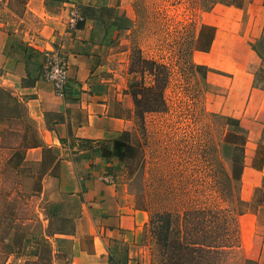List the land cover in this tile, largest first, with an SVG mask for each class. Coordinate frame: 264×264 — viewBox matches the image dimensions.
<instances>
[{
    "label": "rangeland",
    "instance_id": "rangeland-1",
    "mask_svg": "<svg viewBox=\"0 0 264 264\" xmlns=\"http://www.w3.org/2000/svg\"><path fill=\"white\" fill-rule=\"evenodd\" d=\"M249 1L114 0L102 6L104 0H95L87 5L106 34L99 68L94 67L97 73L90 78L106 79V87L122 98L116 111L128 120L118 137L128 146L125 155L102 158L99 165L104 168L94 177L96 188L122 189L128 208L144 211V220L139 229L126 228L129 233L120 236L99 234L95 225H107L102 220L107 214L83 196L90 177L81 179L78 193L61 191L55 161L60 150H44L40 162L27 158V148L39 138L38 123L24 102L14 111L0 97V264H264V177L254 186L259 174H242L251 151L256 148L258 164L264 156L259 138L264 121L256 106L242 120L235 116L240 110L231 105L236 98L227 93V79L208 73L211 68L202 64L204 56L196 51L209 48L218 18H240L245 25L252 17L254 34L263 33L264 3ZM25 2L0 0V59L5 40L13 47L16 40L37 39L35 47L45 53L41 75L46 79L48 61L66 58L62 40H47L64 30L56 26L64 15H25ZM230 4L232 12L226 7ZM78 8L75 11L84 16L82 6ZM261 38L251 43L264 56ZM4 69L0 67L2 87ZM263 79L264 72L256 75L258 88ZM151 85L163 102L159 110L140 116L129 87ZM5 89L15 98L19 95L13 88ZM240 144H245L247 156L236 148ZM107 147L102 143L98 150L96 143H88L87 148L98 156ZM108 173L112 183L103 178ZM242 187L244 195L250 193L248 200L241 198ZM164 211L174 217V238L219 248L185 251L179 257L171 246L161 247L146 224L152 213ZM123 225L136 224L128 220ZM90 250L99 256H89ZM101 252L106 253L102 261Z\"/></svg>",
    "mask_w": 264,
    "mask_h": 264
},
{
    "label": "crops",
    "instance_id": "crops-1",
    "mask_svg": "<svg viewBox=\"0 0 264 264\" xmlns=\"http://www.w3.org/2000/svg\"><path fill=\"white\" fill-rule=\"evenodd\" d=\"M104 1L102 6H110L114 0ZM253 1L257 2V0ZM90 2L94 4L95 0H26L24 4L23 13L25 15L30 12L42 19L44 13L57 17L64 15V21L56 24L57 27L63 25L64 30L60 28L59 34L49 35L47 39L48 42L62 40L64 47L68 80L62 94L57 93L53 84L41 75L45 54L41 48L35 47L34 42L36 43L37 39L33 43L16 40L13 47H8L5 40L1 47L4 54L3 59H0V67L5 68L2 75L6 78L3 86L13 88L19 94L17 96L13 93L19 101L24 102L27 113L38 123L39 138L27 148V158L40 162L44 150H60L55 160L59 168V189L72 194L78 193L81 190V179L89 176L90 179L86 182L87 190L83 192V196L93 200V205L97 203L99 206L100 204V207L105 208L103 212L107 214L102 218L104 224L107 225H95L96 230L101 235L116 236L118 234L120 236V233H129L126 228L139 229L141 227L139 223L144 220L145 212L128 208L127 195L118 187L113 190L111 186L108 189L96 188L97 178L94 177L98 176L99 170H103L104 165L101 166L99 163L101 161L103 163L104 160H102L100 151L98 156L95 154L92 156L87 148L88 143H96L98 150L102 143L108 144V147H110L109 144L112 146V141L120 137L127 128L128 120L125 119L121 110L116 111L115 104L122 98L118 93H112L110 86L106 87L109 85L106 79L90 78V75L97 73L96 68H99L100 63L99 48L106 41V34L101 32L98 26L97 16L92 9L88 11L86 8ZM261 3H264V0H261ZM248 4H251V0ZM80 5L84 16L79 14L80 23L76 25L77 21L73 28L69 29L70 16L72 12L79 9ZM226 7L231 12L234 11L232 4ZM223 18L213 21L215 32L209 48L196 51L204 56L202 64L211 68L212 72L209 70L208 73H214L224 80L227 79L226 82L224 81L228 89L227 93L230 96L234 94L236 98L233 102L231 101V105L236 104L240 110L235 116L242 120L249 108L256 106L257 112H255L259 113L264 121V86L259 88L253 86L256 73L262 67L264 56L258 49L263 56L260 57L251 43L253 38H263L264 32L260 30L258 34H254L252 17H248L245 25L240 18L239 21L236 19H234L236 21L221 20ZM20 42L41 51L43 55L38 57L36 63L26 62L23 53L17 47ZM10 55L13 56L12 60H10ZM213 58L218 61L217 64H214ZM8 61L10 65L5 67V62ZM28 70L31 74H28ZM247 132L250 133L251 130L248 129ZM259 138L264 145V124L260 129ZM243 147L244 154L247 156L245 144ZM256 152L255 148L254 152H250V157L244 159L246 165L242 173L245 175L247 170H250V174H259L260 179L254 177L256 179L254 186H257L258 181L264 177V156L258 164L255 162ZM246 159H249L248 162ZM249 194L244 195L243 187L241 188L242 199L248 200ZM128 220L136 225H123ZM88 254L91 257L99 256L91 250ZM104 254L106 253L101 252L102 256ZM104 256L99 260H104Z\"/></svg>",
    "mask_w": 264,
    "mask_h": 264
},
{
    "label": "trees",
    "instance_id": "trees-1",
    "mask_svg": "<svg viewBox=\"0 0 264 264\" xmlns=\"http://www.w3.org/2000/svg\"><path fill=\"white\" fill-rule=\"evenodd\" d=\"M79 23L80 22L78 21L76 25ZM17 47L19 50H21V52L24 55V59L28 63L32 61L36 63L38 57H40V55H43L41 51L21 42L19 45H17ZM254 49L258 52L260 57H263L257 48L254 47ZM262 72H264V66L260 68V70L256 73V75ZM29 73L31 74V71L28 70V74ZM262 83H263L262 85H259L260 87L264 86V79ZM254 85L257 86L256 80ZM129 88L131 90L129 91V93L132 97L134 107L137 112H140V116H142L145 112L159 110L160 105L162 104L163 101L160 97H158V95L156 96V92L158 91L155 90L153 85L143 86L142 89H138L133 86ZM6 90L7 89L0 86V97H3L5 99V103L8 104V106L11 107L12 110L14 111L20 110V108L23 107L21 101H19L18 98L13 97L12 93ZM239 127L240 125L238 124L237 129ZM237 129L235 130V132H238ZM127 147L128 146L124 144L121 141V139L116 138L112 141L111 147H107V150L105 152L104 150H102L101 157L103 159H107L106 155H112L113 157H117L118 159H121L125 155L124 150ZM236 148L244 152L243 144L236 145ZM241 163H242V159H241ZM174 222H175L174 217L170 212H166V211L156 212L150 215L149 221L146 224V226L149 228L152 235L154 236V239L161 247L171 246L174 249V251H176L175 255L179 257H181L182 253L185 251L192 253L193 251L198 250L201 253H206V252H215L217 248H219L218 245H213V244H203L198 242H184V243L180 242L178 239L179 237H175V238L173 237L174 235L176 236L178 235V233L175 234L176 231L174 229ZM173 229H174V235L172 236ZM175 264H179V263L176 262Z\"/></svg>",
    "mask_w": 264,
    "mask_h": 264
},
{
    "label": "built area",
    "instance_id": "built-area-1",
    "mask_svg": "<svg viewBox=\"0 0 264 264\" xmlns=\"http://www.w3.org/2000/svg\"><path fill=\"white\" fill-rule=\"evenodd\" d=\"M80 19L81 17L76 11L72 12V15L70 16V25L74 26ZM44 75L46 79L53 84L57 93L62 94L64 86L68 80L66 59L62 57H53L45 65ZM103 178L108 183L113 182V176L110 174L104 175Z\"/></svg>",
    "mask_w": 264,
    "mask_h": 264
}]
</instances>
